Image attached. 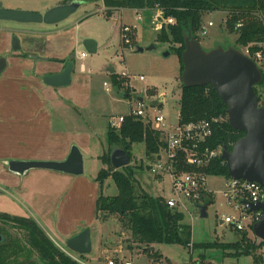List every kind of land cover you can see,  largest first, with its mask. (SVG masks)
<instances>
[{"label":"crops","instance_id":"obj_1","mask_svg":"<svg viewBox=\"0 0 264 264\" xmlns=\"http://www.w3.org/2000/svg\"><path fill=\"white\" fill-rule=\"evenodd\" d=\"M123 10H111L106 16L121 15ZM0 22L4 24L0 25V58L7 63L0 74V195H8L17 204L15 210L0 213L33 219L59 245L89 229L91 246L94 243L95 257H99L101 225L95 217V203L104 185L101 189L95 178L97 162L105 152L99 137L105 143L113 116L101 122L103 114L93 100L91 78L81 70L72 71L68 86L43 84L44 77L60 74L68 56L80 48L76 36L62 44L71 32L64 21L60 25ZM13 36L19 41L17 52L12 50ZM72 147L83 158L80 176L42 169L19 176L6 166L8 161L63 162ZM92 231L99 235L93 237Z\"/></svg>","mask_w":264,"mask_h":264},{"label":"rangeland","instance_id":"obj_2","mask_svg":"<svg viewBox=\"0 0 264 264\" xmlns=\"http://www.w3.org/2000/svg\"><path fill=\"white\" fill-rule=\"evenodd\" d=\"M63 1L65 0H0V7L8 11H24L43 15ZM67 1L68 3L77 1L80 5L76 12L63 23L66 29L71 28V32H67L62 44L65 45L64 42L68 44L69 39L76 36L80 48L77 46L76 51L72 54L75 57L79 52L86 54L87 57L84 59L76 57L73 70H81L87 78H91L94 90L92 97L96 101V107L100 108L103 114L101 122L105 123L107 116L129 115L136 108L134 100L120 98L118 95L128 91L131 96L143 99L144 105L150 111H152L151 108L159 110L164 116L167 126L176 124L179 115L180 66L177 56L168 50V45L155 40L157 31L153 27V20L156 11L140 13L142 20H137L136 12L129 9L123 10L121 15L119 12H115L107 17V11L102 12L104 7L102 0ZM226 16L225 12H212L203 16L202 22L205 25L212 22L213 26L207 28L206 35L199 38L202 49L208 51L216 46L234 47L236 36L229 35L225 30ZM0 25H4L3 22H0ZM124 25L135 28H131L129 32L131 48L122 44L121 41V27ZM84 40H92L96 43L97 52L95 54H88L84 50L82 47ZM151 46L152 49H150ZM137 49H142V52H137ZM109 69H113L114 73L123 80L119 91L112 83L108 73ZM140 76L144 78L143 82L134 80V77ZM104 84L109 88V92L105 91ZM256 90L258 94H264V86H258ZM99 138L104 144V153H106V138L105 143L103 137ZM130 153L129 166L133 169L137 188L152 197L170 198L169 177L163 176L162 181H159L151 174L149 167L153 166L155 159L150 161L145 158L143 145H133ZM97 166L99 172L103 168L100 160L97 162ZM206 184L207 190L213 197V203L206 208V217L201 218L198 208L193 203L184 201L187 209L186 222L191 228V243H234L237 241L235 231L230 226L221 223L224 217L236 215L232 209L226 207L221 195L224 190L225 178L208 176ZM102 194L109 197L118 194L111 179L104 182ZM15 205L17 204L11 197L6 194L0 195V211L15 210ZM99 223L101 225L102 251L99 257L97 255L98 258L95 257L93 243L91 253L80 256L86 264H97V262L103 264L107 262L108 258L117 263L131 261L132 264H256L252 256L228 257L226 254L230 251L195 249L191 252L188 248L164 244L153 246L154 252L158 255V261L155 262L152 252H148L146 250L148 248L144 246L137 247L129 232L121 227L115 216H109L104 221L99 220ZM10 233L18 237L22 236V232L15 229H10ZM93 233L94 231H92ZM94 234L93 237L99 235L98 231H95ZM249 237H253V234L249 233ZM62 246L66 248L65 244ZM144 250L146 251L144 252ZM105 251L108 253H104ZM262 260L264 264V259Z\"/></svg>","mask_w":264,"mask_h":264},{"label":"trees","instance_id":"obj_3","mask_svg":"<svg viewBox=\"0 0 264 264\" xmlns=\"http://www.w3.org/2000/svg\"><path fill=\"white\" fill-rule=\"evenodd\" d=\"M107 11L154 10L159 9L164 18H172L173 24L162 26L156 34V41L167 44L169 51L177 56L179 62V78L183 70L181 55L184 51V35L189 34L197 42L200 30L204 25L203 16L212 12H225V30L229 35L236 36L234 47L244 48L254 43H264V0H102ZM68 3L67 0L61 4ZM242 26L236 29V25ZM131 39V37H130ZM123 44V42H122ZM256 51V47L250 49ZM27 57V55H24ZM73 61V60H72ZM262 81L258 86H264V69H261ZM116 90L121 89L123 80L115 73L110 74ZM256 87L257 99L260 98ZM179 118L180 123L227 118V106L211 85L203 87L179 86ZM129 99L131 94L124 93ZM264 96V94H263ZM245 136L244 132L229 127L225 121L214 128L213 135L207 141L209 150L226 147L230 152L234 144ZM107 151L100 157L104 166L96 175L95 181L103 187L107 179H111L118 194L113 197L98 196L95 203V217L105 220L115 216L123 229H126L137 247L145 248L154 245H177L189 249L191 243V228L186 217L177 209L167 207L161 197H152L137 188L131 166L115 170L110 164L109 155L112 149L120 148L131 158L133 145H143L144 156L153 161L162 148L159 133L150 129L140 119L126 117L118 130L111 128L106 132ZM183 172H197L186 165L178 166ZM142 169V167H141ZM200 172L207 176L229 179L227 168L221 156L216 157ZM213 203V197L206 194L201 199V206L206 208ZM199 206V205H197ZM200 207V206H199ZM10 229L22 232V236L12 235ZM237 241L234 243H204L192 244L191 252L195 249H220L230 251L228 257L252 256L256 264H263V260L256 255L259 246L249 237L246 231H235ZM0 264H78L66 257L31 218L15 217L0 213ZM146 250H144L145 252ZM155 262L158 255L153 252ZM203 258V257H201Z\"/></svg>","mask_w":264,"mask_h":264},{"label":"water","instance_id":"obj_4","mask_svg":"<svg viewBox=\"0 0 264 264\" xmlns=\"http://www.w3.org/2000/svg\"><path fill=\"white\" fill-rule=\"evenodd\" d=\"M80 3L71 1L59 4L46 11L43 15L24 11H8L0 7V21L18 24H45L56 25L68 19L76 12ZM184 51L181 55L183 70L180 82L184 87H203L211 85L227 106V122L230 128L244 132L245 136L239 139L230 152L226 147L221 148V158L224 160L227 175L232 180H242L259 184L264 190V109L258 107V99L254 88L262 81V72L257 65L243 55L239 49L232 46H216L204 50L199 42L189 34L184 37ZM12 50H20L16 36L12 39ZM82 47L88 54H95L96 43L84 40ZM153 47L151 46L150 49ZM142 52V49H137ZM69 56L64 70L60 74L46 76L42 79L44 85L51 88L68 86L71 82L73 64ZM6 59L0 58V74L6 68ZM109 74L114 70L109 69ZM126 98L125 94H118ZM141 98L138 99L141 102ZM113 169L118 170L130 164V157L123 149L114 148L109 155ZM9 172L23 175L29 170L42 169L63 174L80 176L83 174V158L76 147H72L69 155L63 162L42 161H8ZM1 193V191H0ZM199 216L206 217V206L198 208ZM251 211L260 212L257 222L252 225L251 233L260 243H264V200L257 205L250 206ZM2 237L0 236V242ZM65 246L70 251L85 256L91 253L92 246L90 231L83 230L78 235L66 240ZM154 252V247L146 249Z\"/></svg>","mask_w":264,"mask_h":264},{"label":"built area","instance_id":"obj_5","mask_svg":"<svg viewBox=\"0 0 264 264\" xmlns=\"http://www.w3.org/2000/svg\"><path fill=\"white\" fill-rule=\"evenodd\" d=\"M137 14V20H142V12L149 10H134ZM156 11L153 27L156 31H160L162 26L173 24L172 18H164L163 13L159 9ZM149 11V12H151ZM213 26L212 22H208L207 25H203L200 30V36L206 35L207 28ZM242 26L241 23L236 25V29ZM132 26L121 27V41L125 46L131 48V42L129 32ZM135 29V28H133ZM256 47V51L251 52L250 49ZM243 55L251 59L257 67L261 70L264 69V43L250 44L244 48L239 49ZM80 59L86 58L85 53L78 55ZM127 75V74H125ZM134 80L140 82L144 81L142 76L134 77ZM106 92H109V88L106 84L103 85ZM137 96L132 95L128 100H134L136 102V108L126 116H113L109 119V128L118 130L126 117H132L140 119L145 125H147L153 131L159 133L162 141V148L155 156L153 166L149 167L151 174H153L159 181H162L163 176H168L171 185V197L164 199L166 205L170 209H177L184 215L187 212L186 204L184 201L193 203L197 208L201 206V199L206 194H210L207 190L206 178L208 177L204 173L200 172L204 169L212 159L221 156V147L215 150H209L206 146L208 140L213 135L214 128L219 124L227 121V118L218 117L209 121L201 120L191 122L188 124L180 123L178 115V121L172 126H167L164 116L159 110L151 108L152 111L147 109L144 105V100L141 102ZM258 107L264 109V96L260 94L258 99ZM186 165L197 172H183L180 171L178 166ZM226 207L232 209L236 215L226 216L222 219L223 224L230 226L234 231H246L251 233L252 225L259 220L260 212L251 211V205H257L264 200L263 188L254 182H245L242 180L225 179L224 190L221 192ZM199 205V206H197ZM252 238L256 245H260L258 249V255L264 259V243H260L254 237ZM56 247L68 258L78 264L84 263L80 256L71 252L69 249L62 245H59L53 241ZM192 244L189 245L191 251ZM119 264H132L131 261H120ZM106 264H118L117 262L107 259Z\"/></svg>","mask_w":264,"mask_h":264},{"label":"flooded vegetation","instance_id":"obj_6","mask_svg":"<svg viewBox=\"0 0 264 264\" xmlns=\"http://www.w3.org/2000/svg\"><path fill=\"white\" fill-rule=\"evenodd\" d=\"M257 88V87H256Z\"/></svg>","mask_w":264,"mask_h":264}]
</instances>
